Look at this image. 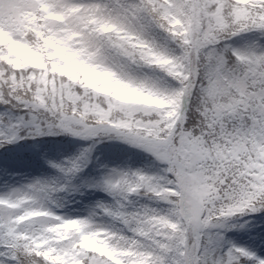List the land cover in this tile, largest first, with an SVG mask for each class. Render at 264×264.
<instances>
[{"label":"snow or ice","instance_id":"6c2138e0","mask_svg":"<svg viewBox=\"0 0 264 264\" xmlns=\"http://www.w3.org/2000/svg\"><path fill=\"white\" fill-rule=\"evenodd\" d=\"M0 106V149L89 142L0 196V264H264L228 237L264 216V0H0ZM105 141L156 170L61 214Z\"/></svg>","mask_w":264,"mask_h":264},{"label":"trees","instance_id":"16d2710c","mask_svg":"<svg viewBox=\"0 0 264 264\" xmlns=\"http://www.w3.org/2000/svg\"><path fill=\"white\" fill-rule=\"evenodd\" d=\"M3 110V106H0V112ZM88 146L89 142L71 136L41 137L36 140H25L19 144L9 145L6 149H0V168L13 166L14 171L22 172L27 167L43 165L47 168H52V171L48 169L50 171L49 174L51 177H56L60 173L58 169L51 166L52 163H64L78 156L82 149ZM112 157L129 161L132 171L142 169L151 172L156 170L152 167L151 158L146 153L119 141H105L96 146L92 156L93 162L72 181V185L81 188L85 179H100L108 160ZM84 188L85 190L82 192L86 194L89 200L92 198V194L102 192L91 186ZM67 192H62V195L67 194L69 196L70 193ZM81 195L79 193V196ZM97 199L101 202H111V198L108 195L107 197L104 195L98 196ZM244 220H251L252 224L245 230L229 232V239L234 240L238 245L248 246L256 250L264 247V231H261L264 229V216L245 217L239 223L243 224Z\"/></svg>","mask_w":264,"mask_h":264},{"label":"rangeland","instance_id":"374dc122","mask_svg":"<svg viewBox=\"0 0 264 264\" xmlns=\"http://www.w3.org/2000/svg\"><path fill=\"white\" fill-rule=\"evenodd\" d=\"M111 168H122L124 170H131V165L129 161L124 160L123 158L116 159L114 157L108 160L107 166L103 172L105 174ZM52 168H47L43 165H33L27 167L24 171H14L13 166H4L0 168V196L9 194L13 189L23 188L27 184L33 182L36 179L48 180V181H58L60 180L61 174H58L56 177L50 176V171ZM93 178H88L83 180L81 188H78L73 185V187L78 188L79 191L68 190L70 195H62V192L56 194V198L65 205V207L58 209L57 211L61 214H70L73 216L76 215H85L87 211L95 207L101 201L98 196H106L105 192H97V194H92V198L89 200L86 197V194L82 191L85 190L84 187H89L94 182L98 181ZM67 192V191H66ZM67 192V193H68ZM79 193L82 195L79 196Z\"/></svg>","mask_w":264,"mask_h":264}]
</instances>
